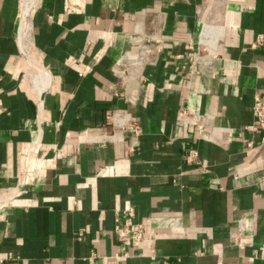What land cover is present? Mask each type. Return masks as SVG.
<instances>
[{"label": "crops", "instance_id": "0c3cea01", "mask_svg": "<svg viewBox=\"0 0 264 264\" xmlns=\"http://www.w3.org/2000/svg\"><path fill=\"white\" fill-rule=\"evenodd\" d=\"M32 4L23 37L0 0V264H264V0Z\"/></svg>", "mask_w": 264, "mask_h": 264}, {"label": "built area", "instance_id": "2783aa9c", "mask_svg": "<svg viewBox=\"0 0 264 264\" xmlns=\"http://www.w3.org/2000/svg\"><path fill=\"white\" fill-rule=\"evenodd\" d=\"M17 39H18V32H17ZM261 41H262V37L260 36L257 39L255 45H257ZM142 43H143L142 40L140 42L139 41L137 42V48L135 52L136 57H134L133 59L136 62V64L139 65L147 62V57H148L147 53L149 52V49L147 48L146 44H142ZM252 111L254 118L252 120V123L249 126H247L246 129L252 133H257L258 131H264V101L259 95H255L253 98ZM118 118H120V114H115L107 117V119L112 121L113 124L119 122L120 119ZM191 120L197 128L198 138L200 140H205V141L211 140L205 131L206 116L195 114L191 116ZM131 129L133 130L135 136L140 135L141 133L140 126L136 122L132 123ZM119 139L120 141H123L122 137H120ZM251 145L252 143H249V146ZM129 150L133 151V148L129 147ZM197 155L198 154L196 150L188 151L186 156L187 162L197 164ZM122 214L124 215V219H123V228L121 229V231H123L126 235L130 237L132 246H137L142 241L143 238V225L133 222V217H134L133 208H128L124 210ZM115 229L120 230L118 225L115 227ZM234 240L236 239L234 238ZM125 256H127V254Z\"/></svg>", "mask_w": 264, "mask_h": 264}, {"label": "bare ground", "instance_id": "6f19581e", "mask_svg": "<svg viewBox=\"0 0 264 264\" xmlns=\"http://www.w3.org/2000/svg\"><path fill=\"white\" fill-rule=\"evenodd\" d=\"M34 3V2H33ZM32 0H23V10L21 12L20 16V24H21V34H23V37L28 33L29 30V22H28V17H29V7H31ZM130 60L134 61V57H136L135 53H132L127 56Z\"/></svg>", "mask_w": 264, "mask_h": 264}, {"label": "rangeland", "instance_id": "374dc122", "mask_svg": "<svg viewBox=\"0 0 264 264\" xmlns=\"http://www.w3.org/2000/svg\"><path fill=\"white\" fill-rule=\"evenodd\" d=\"M17 27H18V25H17ZM29 33H30V31H29ZM26 42V44H29V35H28V37H27V41H25ZM206 50H203V54H206Z\"/></svg>", "mask_w": 264, "mask_h": 264}]
</instances>
